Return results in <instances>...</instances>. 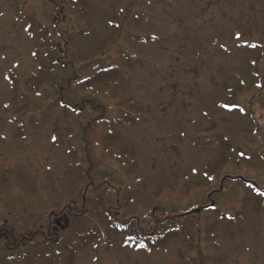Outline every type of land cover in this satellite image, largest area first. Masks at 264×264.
<instances>
[{
    "label": "rangeland",
    "instance_id": "374dc122",
    "mask_svg": "<svg viewBox=\"0 0 264 264\" xmlns=\"http://www.w3.org/2000/svg\"><path fill=\"white\" fill-rule=\"evenodd\" d=\"M59 21L70 59L111 56L139 109L116 130L126 161L101 144L104 127L85 130L111 100L76 87L64 101L92 105L58 103L69 71L51 70L42 37ZM78 162L128 214L195 210L187 238L138 253L120 237L77 264H264V0H0V166L46 184L76 177Z\"/></svg>",
    "mask_w": 264,
    "mask_h": 264
},
{
    "label": "trees",
    "instance_id": "16d2710c",
    "mask_svg": "<svg viewBox=\"0 0 264 264\" xmlns=\"http://www.w3.org/2000/svg\"><path fill=\"white\" fill-rule=\"evenodd\" d=\"M66 29L64 21L55 22L52 31L42 37L47 44L44 58L51 70L69 71L58 103L75 113L92 105L86 100L74 105L64 101L63 89L76 87L111 100L109 112L100 104L93 106L96 116L85 130L104 127L106 138L101 144L118 160L126 161L116 130L121 125H135L139 109L117 89L115 81L120 72L111 56L96 59L91 67L70 59ZM43 84L34 86L37 94ZM74 166L76 177L46 184L33 182L17 168L0 166V264H77L81 254L108 252L120 237L125 247L145 253L173 238L191 235L186 223L195 209L177 213L152 210L141 219L128 214L120 191L109 180L90 178L80 162ZM111 194L115 195L112 201Z\"/></svg>",
    "mask_w": 264,
    "mask_h": 264
},
{
    "label": "snow or ice",
    "instance_id": "6c2138e0",
    "mask_svg": "<svg viewBox=\"0 0 264 264\" xmlns=\"http://www.w3.org/2000/svg\"><path fill=\"white\" fill-rule=\"evenodd\" d=\"M121 11H123V9H121ZM111 23H112V21H109V24H111ZM117 27H119V26L117 25ZM152 39L155 40V39H157V37L153 36ZM235 39H236L237 41L241 40V34H240L239 32H237V33L235 34ZM250 46L253 47V48L257 47V45H255V44H251ZM33 55H35V53H33ZM220 106H221L222 108L226 109L227 111H232V110L234 109V107H238V106H233V105H230V104H221ZM5 107H7V105H5ZM239 111L243 112L244 109H243V108H239ZM52 139H53V141H55V140H56V137L53 136ZM241 155H243V154L241 153ZM193 171H195V170H193ZM205 176H206L207 179H209V180L213 179V177H211V176L208 175L207 173H205ZM258 194H259V195H264V192H259ZM140 247H144V246H143V245H140Z\"/></svg>",
    "mask_w": 264,
    "mask_h": 264
},
{
    "label": "water",
    "instance_id": "95a60500",
    "mask_svg": "<svg viewBox=\"0 0 264 264\" xmlns=\"http://www.w3.org/2000/svg\"><path fill=\"white\" fill-rule=\"evenodd\" d=\"M196 212H199V211H198V210H196V211L192 212V214H193V213H196Z\"/></svg>",
    "mask_w": 264,
    "mask_h": 264
}]
</instances>
